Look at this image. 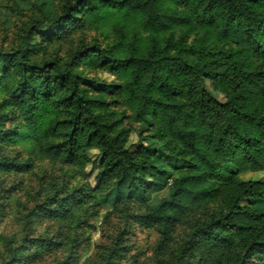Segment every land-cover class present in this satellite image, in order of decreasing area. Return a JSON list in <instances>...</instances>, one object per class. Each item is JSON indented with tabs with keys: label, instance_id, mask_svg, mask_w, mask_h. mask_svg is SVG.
I'll use <instances>...</instances> for the list:
<instances>
[{
	"label": "trees",
	"instance_id": "1",
	"mask_svg": "<svg viewBox=\"0 0 264 264\" xmlns=\"http://www.w3.org/2000/svg\"><path fill=\"white\" fill-rule=\"evenodd\" d=\"M24 2L0 49V264H77L114 192L85 264H118L133 227L157 237L135 264H264V181L242 180L264 174V0ZM113 18L142 33L109 42Z\"/></svg>",
	"mask_w": 264,
	"mask_h": 264
},
{
	"label": "rangeland",
	"instance_id": "2",
	"mask_svg": "<svg viewBox=\"0 0 264 264\" xmlns=\"http://www.w3.org/2000/svg\"><path fill=\"white\" fill-rule=\"evenodd\" d=\"M33 1V0H29ZM17 9L20 11V15H15L12 13V10ZM30 12L28 10V4L24 2V0H0V49L1 50H6L10 49L12 46V33L14 32V27L18 24H20L21 17L22 16H27L29 15ZM108 17L104 18L107 19ZM126 24L124 25L123 22H117L115 18L112 19L111 23L109 26H106L105 24L107 23L106 20H104V25L102 24V28L99 29V32H102V29L104 32H108V40L109 42L117 41L119 38L114 35L110 30L107 28L109 27L110 29L113 28L116 24H119L120 27H124V31H131L134 32L136 31L137 33H142L140 29V24L138 22L137 18H127L125 20ZM145 35V33H144ZM108 42V41H107ZM103 84L109 85L111 83L115 82V79L112 77H109L107 75L101 76V80ZM148 126V123L143 125V128H146ZM138 145V138L132 136L129 144L127 145V148L130 150H133L136 148ZM90 159L92 160V164L87 167L86 173L91 175V178H88V181H90V184L93 186L94 183L92 181V176L94 173V165L93 163L97 159V154L92 152L89 155ZM242 180L244 181H264V174L261 173H248L244 174L242 176ZM117 193H112L108 197H99L102 207L100 209V212L98 213L97 218L94 221V227L95 230L93 234L90 236L88 243L86 246H83V250L81 253H79V259L77 261V264H85V261L89 259L95 252V247L99 244V242L102 239V223L103 219L106 216L107 212L111 210V205L112 202L114 201ZM122 199H126V195H120ZM168 196V190H164L162 192L156 193L152 195L151 200L149 202L150 205H156L159 203V201L162 198H165ZM133 199V198H132ZM248 203L247 200H244L240 203L241 206H246ZM120 213V211H119ZM12 232V229L9 227L1 226L0 227V234H8ZM106 234V233H105ZM86 238V236H85ZM157 237L153 231H147V230H140L136 227H133L130 231V235L128 238V245L130 248L129 253L122 258V260L118 264H135V261H138L139 263L142 262H149L150 261V255H151V250L156 243Z\"/></svg>",
	"mask_w": 264,
	"mask_h": 264
}]
</instances>
